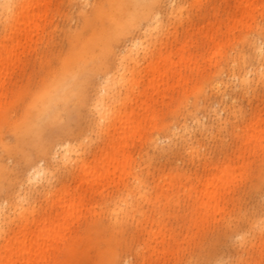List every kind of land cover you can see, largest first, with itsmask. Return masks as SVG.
<instances>
[{"label":"bare ground","instance_id":"bare-ground-1","mask_svg":"<svg viewBox=\"0 0 264 264\" xmlns=\"http://www.w3.org/2000/svg\"><path fill=\"white\" fill-rule=\"evenodd\" d=\"M93 1L94 4L123 2V0H81L82 6L85 7L86 5L92 4ZM253 1L256 0H157L158 3L180 5V7L175 9H167L166 18L170 19L174 31L171 33L167 32L163 35L159 44L155 45L154 51L147 57L141 50L133 49L126 45L129 48L128 56L125 58L123 66L117 62L112 67V83L107 88L99 84L92 112H95L97 104H99L101 110L109 109L110 106L114 105L113 110L115 112L111 120L108 121L105 129L106 134L103 140L107 138V141L100 143L96 147V152L91 154V157H87V160L83 161L78 168L69 171L79 175L77 179L75 178L72 181L79 179L80 185L89 183L91 186H100L105 180L113 179L115 183L117 182V185H123V192H118L124 195L125 202L123 204L111 202L104 204L101 211L94 210V214L98 215V217L103 215L106 219V224L103 229H111L110 232H113V234L110 237H106L107 235L105 236L103 233L104 236H102L100 233L99 237L93 240L95 244L92 245L93 255L90 258V264H134L133 259H130L132 257L136 258V264H169L171 258L178 253V239L173 232L174 235H170L171 241H167L171 228L163 230V227L160 225L161 220L164 219L163 214H160L158 218L152 217L145 210V207H170L172 201H175L174 194L177 192L179 194L180 192L179 188L183 185L185 186V182L192 181L197 175L193 172L184 171L181 169L178 161L170 158V152L166 146V141L169 138V126L167 124L164 125L166 130L163 134L158 129L159 123L157 119H147L148 122L141 121L140 125L134 126L132 123L137 115L134 107L130 111L122 112L121 107L126 100L120 102L118 98L113 101L112 89L120 85L121 78L125 80L132 78L133 86L124 88L123 94H126L127 98L132 94H136L138 99H144L137 100L134 103L135 105H140V103L144 104V111L149 116L150 109L153 107L155 101L154 95H164L165 91L171 87V81L180 79L183 76V68H192L194 64L198 63V59L194 57L192 50L187 48L188 43L186 41L183 42L184 32L189 31L194 25H199L197 29L202 31L204 26L211 22L210 15L218 17L220 13L231 10L232 8L234 9L233 12L242 11L243 15H247L250 10L249 6L253 4ZM10 2L16 4V8L12 13L9 14L7 10H0V32L2 31L3 33L0 37V90L6 81V78L3 79V77L7 73L12 72L9 70V65L18 60L17 50L19 49L18 44L21 41L20 37L22 39H28L29 34L27 32L32 23H34L36 29L39 28V20L42 17H48L50 14L47 9L42 12L41 7L46 5V3L51 4L52 0H10ZM183 5H204L207 7L190 10L183 8ZM181 13H183V18H181ZM190 13L191 16L195 17L194 22L191 21ZM258 33H260V26L258 27ZM140 35L142 37L143 33ZM16 37L18 40L15 41ZM92 38V34L89 33L88 36H85L79 41V47L84 48ZM132 44L134 45L135 41H132ZM179 44H181L180 60L176 61L174 60V52ZM69 47L66 52H64V48L62 47L58 49H56L57 47L53 49L46 48L45 51L42 49L45 53L43 55L49 57L50 63L43 67L44 76L40 77V82L44 84L45 77H50V87L52 89L56 88L60 79L58 73L63 68L65 58L69 56V52L73 49L72 42ZM203 51L205 52L204 49L201 52ZM255 52L258 56L257 50ZM37 55L33 59L34 63H36L35 60L38 61V58L43 57V55ZM57 57L59 59L58 61H56ZM200 57H203V54H200ZM43 58L40 60L43 61ZM260 67L259 60L255 70L252 68H244L239 74L235 69L232 71L229 70V76L235 77L243 83L248 73L251 72L254 77L252 86L254 87V84L257 86L253 88L256 93L259 88L258 86L261 84L259 75ZM219 71H221V68ZM233 83H235V80H233ZM220 92L223 94L221 101H217V107H219L220 112L225 110V99H228L227 103L229 104L232 99H239L246 108L254 110L252 111L254 118L242 126V134L236 137V141H238L236 142V152L228 155L225 161L221 163L218 161L214 162V166L218 170L208 173L204 188L197 190V188L193 189L191 187L189 189L191 190L189 193L193 195L192 207H195L201 201L202 197H205V200L202 201L203 208L198 212V216L202 217L211 208H215L216 213L223 216L232 212L231 210L236 204L235 200L237 199V195L236 190L231 191V185L238 175L237 171L241 169V166L236 167L233 162L236 156L244 158L246 155L244 145H248L251 148L250 151L256 145H264L262 143L264 141V127H262L264 120L261 118L260 104L256 103L255 95L251 98H248L243 93L237 95L236 88H228L227 85ZM216 93L219 92L213 91V94ZM115 95L119 97L120 94L115 93ZM55 101L56 97L53 96L52 102L55 103ZM214 113L217 116L219 115L216 111ZM96 115L98 117L99 113H96ZM155 130L158 133L147 136L148 133L154 132ZM137 141H140V149L138 156L135 158L131 153L127 154V151L134 144L136 145ZM60 147L62 148V152L61 154L59 153V157H61L59 159L62 166L65 157L76 158L79 142L73 143L70 140H65ZM56 149H52V156L58 154ZM112 151H114L113 155L111 154ZM37 153H40V151H37ZM50 158L52 157L50 156ZM43 164L44 168L42 171H49L48 165L50 163L44 161ZM207 165L206 163L205 166L207 167ZM35 167L40 169V162ZM138 171L144 178L142 183L146 185V195L141 193L139 186L133 184V181L139 178L137 176ZM29 174H31V177ZM30 178L31 185H29ZM67 185L70 186V182ZM29 186L33 189L41 186L39 173H33L31 168L28 171L26 187L23 192L14 195L10 200L4 199L0 201V226H2L3 220L11 218V215L6 214L8 210L14 209V213L19 210L23 198L27 195ZM150 188H152V192H150ZM228 188L231 192H227ZM63 192L64 190L62 188H53L50 192H45L46 199L50 201V207L67 206V199L62 197ZM226 194L231 195L221 205L220 198H225ZM129 196L132 197L131 201L127 199ZM55 197L57 199L54 201L53 199ZM74 197L75 195L71 194L69 199H74ZM182 197L178 198L179 201L175 203L176 207H190V204L187 205L182 202ZM99 205L100 203L97 201L91 207H99ZM118 205H123V210ZM36 207L39 209L41 205H36ZM242 211L243 208L239 207L235 213V217L240 216ZM261 212H264V208L262 207ZM30 213L33 214L29 210L27 213L20 215L18 211L17 215H20L26 220ZM65 213V222H67V219L73 214V209H69ZM137 214L140 215V218H137ZM253 216L257 217V214H253ZM48 218L49 216L42 217V222L47 223ZM246 219L248 220L238 222L234 225L227 222L211 229L207 223L205 226L199 227L195 232L196 248L202 244L216 243L226 238V242L232 245L230 259L243 258L248 264H264L261 250L262 248L264 249V240L261 239L258 227L261 216L257 220L253 218ZM189 221L188 226L195 228L194 223L191 222L192 220ZM59 227H61L60 224L56 225L52 223L47 233H43L39 229L33 230L30 238L18 239L13 243H11L12 240L10 238L5 239L6 243L2 246L5 253L0 257V264H47L50 260L57 258L58 253L54 245L55 242H61L60 240L58 241L55 232ZM130 227L132 233L131 239L129 240L125 233ZM248 230L252 231V238L244 247L236 245L233 242V234ZM119 231L124 232L122 242L125 245L123 247L125 253L123 255L120 254L121 251L118 249V239H112L114 238L113 236L117 237ZM77 243L84 244L83 241L79 240ZM100 243H105V246L102 248L98 247ZM169 245L171 246L170 250L167 249V247H170ZM131 246H135L134 250L133 248L131 249ZM128 248H130L129 253L126 251ZM208 253L209 250L202 251L198 257L205 259V255ZM158 260L159 263L157 262ZM174 264H177V262Z\"/></svg>","mask_w":264,"mask_h":264},{"label":"rangeland","instance_id":"rangeland-1","mask_svg":"<svg viewBox=\"0 0 264 264\" xmlns=\"http://www.w3.org/2000/svg\"><path fill=\"white\" fill-rule=\"evenodd\" d=\"M92 4H94V1ZM249 7L250 10L247 15H243L242 11L233 12V8L220 13L218 17L210 15L211 22L205 25L202 31L197 29L199 25H194L190 28L194 30L197 39H193V31H190V29L184 32L183 42L186 41L188 43L187 48L192 50L194 57L198 59V63L194 64L192 68H183V76L180 79L172 80L171 87L165 91L164 95H154L155 101L153 107L150 109L149 116L146 115L144 111V104L140 103V105H135L134 103L137 100L144 99H138L136 94H132L128 98L126 94L122 96L119 95L118 98L120 102L126 100L121 107V111H130V109L134 107L137 113L132 123L134 126L140 125L141 121L148 122L147 119H157L159 123L158 129L161 134H163L166 130L164 125L167 124L169 126L173 122L172 120L166 121L164 119L165 116H170L182 121L184 114L180 112L181 105L187 100L189 95L199 91V86L201 84L219 72L221 61H224L228 53L236 49L237 46H239L241 51L237 52L233 59V64H235V70L238 71V74L239 72L241 73L244 68L256 69L259 58H257L256 49L252 50L251 56L248 51H245V49H247L246 37L255 35L257 37L256 44L259 43L260 33H258V27L260 26L261 19H264V0L253 1V4ZM41 8L42 12L47 9L50 14L48 17H42L39 20L38 29H36L34 23L30 25L29 31L27 32V34H29L28 39H22L20 37L21 41L18 44L19 49L17 50L18 60L9 65V70L12 72L7 73L3 77V79L6 78V81L0 90V169L11 167L15 174V180L12 184L8 185L10 189H14L10 194L6 195L3 184L0 182V201L4 199L10 200L14 195L23 192L26 187L29 169L24 173L15 170L21 168L23 163L21 154L24 150L31 147L34 143L36 134L40 130L38 112L33 108L34 97L36 96L33 85L37 82L38 74L43 72V67L50 63L49 57L43 55L45 54L44 51L46 48L53 49L57 47L56 49H58L62 47L64 48V52H66L70 48L69 46L71 43L66 39L67 34L77 29L78 23L82 21L85 12V7L82 6L81 0H52L51 4L46 3V5H43ZM173 31L174 28H172L171 25L169 32L171 33ZM1 34H3L2 31L0 32V37ZM16 40H18L17 37L15 41ZM180 47L181 44H179L174 52V60L176 61L180 60ZM42 49L44 51H42ZM202 49H204L205 52H201ZM36 54H38L37 56L43 55V57H45L38 58L39 62L35 60L36 63H34L33 59L36 57ZM200 54H203V57H200ZM42 58L43 61L40 60ZM58 60L57 57L56 61ZM229 70H233L231 66H229ZM40 83L43 84V82ZM255 85L256 84H254L253 88L257 87ZM258 87L255 93V101L260 104L259 107L262 109L264 108V104L261 102V89H264V84L261 83ZM98 88L99 84L94 89L95 96ZM222 95L221 92L216 94H213V92L210 93L211 99L209 103L213 104V112H215V108L217 107V101H221ZM217 96H219V99H217ZM94 100L87 110L89 113H91L94 108ZM225 100L226 103L228 99ZM250 110L254 111L252 109ZM210 118L209 116V119ZM82 119L86 121L87 116ZM82 124V120L74 122L72 131L63 139L62 143H64L65 140L78 143L80 133L86 131V128L83 127ZM154 132L148 133L147 136L158 133L157 130ZM103 139L98 141L91 149L88 157H91V154L96 152V147L100 143L107 141V138L105 140ZM62 143L56 146L57 149L55 147L58 155L62 152V148L60 147ZM4 145H8L9 151L5 152L3 150ZM236 146L237 144H235V147L231 150V154L236 152ZM244 148H246V155L244 158L236 156L233 163L236 167L243 166L244 178L252 181V183H250L249 188L245 190L243 198H237L238 200H235L236 204L233 206L230 214L228 213L223 216L216 213L215 208H211L203 217L198 216V212L203 208L202 201L205 200V197H202L201 201H199L195 207H192L193 195L189 193V191H191L189 189L191 187H193V189L197 188V190L204 188L208 173L218 170L214 166V162H208L206 167L205 164L192 166L185 165L182 161H178L181 169L186 171V169L190 168V172L197 174L196 178L190 182H185V186L183 185L179 188L180 192L179 194H177L178 192L174 194L175 201H172L170 207H145V210L152 217L158 218L160 214H163L164 219L161 220L160 225L163 227V230L171 228L167 241H171L170 235H174L173 232L178 239V253L171 258L169 264H174L176 262L177 264H196L197 261H199L200 264H209L210 261L216 258L230 260L232 245L226 242V238L216 243L212 242L213 244H202L200 247L196 248L195 232L197 229L205 226L206 223L210 225L209 227L211 229L227 222L234 225L238 222L240 223L248 220L246 218L257 220L261 216L262 206L259 186L261 181L260 166L262 163V156H264V145H256L252 151H250L251 148H249L248 145H244ZM139 149L140 141H137L136 145L134 144L131 149H128L127 154L131 153L136 158ZM111 154L113 155L114 151H112ZM35 159L39 162L45 161L50 164L54 163L46 151H40V153L35 151ZM9 161L11 162L10 164ZM216 161L221 163L225 161V159L220 160L217 158ZM237 161H239V163H237ZM206 170L208 171L205 172ZM249 173H251L250 176ZM237 174L238 175L231 185V191L237 190V184L241 180V169L237 171ZM61 175V182L55 188H62V190H64L62 197L67 199V206L50 207V201H48L44 195L39 210L35 212V214H28L26 220L20 215H17L19 210L15 211V213L13 212L14 209L8 210L6 214L11 215V218H6L1 224L5 227H2L0 231V257L5 253V250L2 248L6 243L5 239L10 238L12 240L11 243L18 239H28L32 231L38 229L43 233H47L51 224L55 223L56 225H61V227L55 231L58 241L60 240L61 242H55L54 245L58 253L57 258L50 260L47 264H90V258L93 255L92 245L95 244L93 240L98 238L100 233L102 236L107 235L106 237H110V235L113 234V232H110L111 229H103L106 224V219L103 215L98 217V215L94 214V210L101 211V204L104 205L111 202L123 204V202H125L124 195L118 192H123V185H117V182L115 183L113 179L105 180L100 186H91L89 183L80 185L79 179L72 181L79 177L77 173L73 174L71 171H67ZM69 182L70 186L67 185ZM229 190L228 188L227 192H231ZM152 191V188H150V192ZM71 194L75 195L74 199H69ZM230 195L231 194H226L225 198H220L221 205ZM179 197L183 198V203L187 205L190 204V207H176L175 203L179 201ZM218 197L220 196L218 195ZM56 199L57 197L53 200L55 201ZM97 201L100 203L99 207H91L92 204H95ZM239 207H242L243 211L240 216L235 217V213L238 211ZM69 209H73V214L67 219V222H65V211ZM253 214H257V217L253 216ZM48 216V222H42V217ZM136 216L140 218L139 214ZM189 220H192L191 222L194 223L195 228H190L188 226ZM157 227L159 228L158 225ZM131 233L132 229L130 227L125 233L129 240L131 239ZM123 234V231H119L117 237L113 236L114 238H112L118 239L117 245L118 249L121 251V255L125 253L123 250L125 245H123L124 243L122 242ZM78 240L83 241L84 244H78ZM104 246L105 243H100V245H98L100 248ZM132 248L134 250L135 246H131V249ZM170 248L171 246L167 247L168 250H170ZM206 250H209V253L205 255V259L199 258V254ZM261 250L264 258V249L262 248ZM126 251L129 253L130 248ZM130 259H133L132 261L136 264L135 257ZM157 262L159 263V260Z\"/></svg>","mask_w":264,"mask_h":264},{"label":"snow or ice","instance_id":"snow-or-ice-1","mask_svg":"<svg viewBox=\"0 0 264 264\" xmlns=\"http://www.w3.org/2000/svg\"><path fill=\"white\" fill-rule=\"evenodd\" d=\"M177 7L180 5L158 3L157 0H123L120 3H98L85 6L84 18L78 23L76 31L67 34L66 39L73 43V49L65 58L63 68L58 73L60 79L56 88L50 87V77H45L44 84L39 82V77H43L44 72L38 74L37 82L33 85V90L36 92L33 108L38 112L40 130L31 147L22 152V166L15 171L24 173L31 168L33 173L38 172L41 186L35 189L29 186L27 195L19 207L20 215L29 210L35 214L39 210L36 205L42 204L45 192H50L61 182V174L78 168L83 161L87 160L88 154L97 142L104 138L107 123L115 114L114 105L109 109L101 110L97 104L95 112H87L95 99L94 89L98 84L107 88L112 83V67L117 62L123 66L128 56L129 48L126 45L141 50L146 57L151 54L162 36L170 31L171 21L166 18L167 9ZM182 7L195 10L207 6L183 5ZM15 8L16 4L10 0H0V10H7L10 14ZM181 18H183V13H181ZM190 18L192 22L195 21L191 13ZM190 31H193V39H197L194 30L190 29ZM89 33L92 34V40L84 48H80L79 41ZM141 33H143L142 37ZM256 40L255 35L246 37L247 49L245 51H248L251 56L252 50H257L261 65L260 81L264 84V19L260 21L258 46ZM132 41H135L134 45ZM239 51L241 50L237 46L229 52L225 60L221 61V71L201 84L198 92L188 96L180 108V112L184 114L182 121L170 116L164 117L166 121H173L168 127L169 138L166 146L170 152V158L174 161L196 166L216 162L217 158L224 160L235 147L236 137L242 134V126L254 118L252 111L246 108L239 99H232L230 104L226 102L223 112L216 107L215 111L219 113L218 116L212 111L213 104L209 103L210 93L220 92L225 85L228 88H236L237 95L243 93L248 98L255 95L252 86L254 77L251 72L248 73L243 83L229 76V66L235 69L233 59ZM234 79L235 83H233ZM131 86H133L132 78L128 80L121 78L120 85L112 89L113 101L118 99L115 93L122 96L123 89ZM261 92V102L264 104V89H261ZM53 96L56 97L55 103L52 102ZM96 113H99L98 117ZM85 116H87L86 121L82 119ZM261 118L264 120V108L261 109ZM77 120L83 121L82 126L86 128V131L81 132L78 137L79 148L76 158L65 157L61 166L59 155L52 156V149L63 142ZM3 150L9 151L8 145H4ZM35 151H46L52 157L54 163L48 165L49 171H42L43 162H40V169L35 167L39 162L35 159ZM260 167L259 193L261 206L264 208V156H262ZM186 171L190 172L191 169H186ZM29 175L31 177V174ZM137 176L139 178L135 179L133 184L139 186L141 193L146 195L147 188L142 183L144 178L139 171ZM14 180L15 174L11 167L0 169V182L3 184L6 195L14 191L8 187ZM250 183L252 181L244 178L243 166H241V180L236 190L238 199L243 198ZM29 185H31V178ZM127 199L131 201L132 197L129 196ZM118 206L123 210V205ZM100 207L104 205L101 204ZM258 227L261 239L264 240V212L261 213ZM251 238V230L233 234V242L240 247H244ZM196 264L200 262L197 261ZM209 264H248V262L243 258L230 260L216 258Z\"/></svg>","mask_w":264,"mask_h":264}]
</instances>
